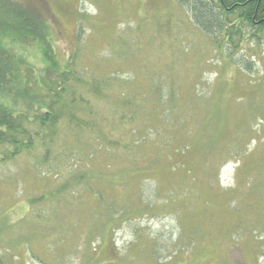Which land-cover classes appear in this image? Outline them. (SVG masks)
Listing matches in <instances>:
<instances>
[{
	"label": "rangeland",
	"instance_id": "374dc122",
	"mask_svg": "<svg viewBox=\"0 0 264 264\" xmlns=\"http://www.w3.org/2000/svg\"><path fill=\"white\" fill-rule=\"evenodd\" d=\"M44 2L39 7L58 59L76 51L77 67L113 79L105 101L92 102L100 130L125 137L120 126L127 124L115 120L122 90L140 100L132 105L138 109L134 123L141 127L138 138L145 135L148 142L127 160H117L126 164L113 163L110 170L121 171L117 184L133 183L107 187L106 199L125 192L126 202L135 206L142 180L150 200L168 202L150 217L117 221L106 232L101 224L110 223L108 216L97 217L94 228L87 226L94 202L80 193L73 204L74 230L68 215L58 217L60 200L53 205L58 219L38 222L32 213L45 207L29 204L30 195L49 191L60 175L85 162L93 170L107 165L95 145L92 159L81 149L74 156L68 152L62 141L72 132L62 123L53 149L63 155L49 158V169L33 165L32 154L42 156L39 148L0 167V264H150L158 257V264H264V37L243 46L249 70L233 61L242 53L225 56L174 0ZM30 50L26 56L42 67L40 52ZM152 90L165 103L154 100ZM132 106L127 103L123 112L131 113ZM143 109L151 119L140 117ZM197 122L200 138H195ZM189 140L194 143L188 153L167 160ZM116 203L114 209L126 207ZM99 228L86 242V230ZM58 232L63 242L56 241Z\"/></svg>",
	"mask_w": 264,
	"mask_h": 264
},
{
	"label": "trees",
	"instance_id": "16d2710c",
	"mask_svg": "<svg viewBox=\"0 0 264 264\" xmlns=\"http://www.w3.org/2000/svg\"><path fill=\"white\" fill-rule=\"evenodd\" d=\"M174 1L188 13L194 27L213 40L217 49L224 52L225 56H236L242 53L236 58L233 57V61L241 68L251 69V63L243 60L245 59L243 46L249 41L256 40L258 43V40L264 37V0ZM44 3V0L35 3L25 0H0V167L10 164L14 159L26 153L31 155V152L39 148L42 156L39 159L38 155L32 154L33 165L36 168L39 165L48 168L49 158L57 159L63 155L62 152L53 149L54 144L57 145L60 142L57 137L63 123V126L72 132L70 137L62 141L68 152L71 151L74 156V154H79L81 149L88 157L90 156L89 159H92L91 148L95 145L103 152L107 165L106 168L93 170L91 167L94 166L85 162L82 168H76L70 172L66 170V174L60 176L56 173L55 175L59 177L52 182L54 185L49 191L39 195L32 194L28 198L29 204L32 205L35 201L43 202L42 205L45 207L42 211L32 213L36 220L38 222L57 220L58 218L53 216L55 214L53 205L57 206L60 200L63 210L58 217L64 220L63 217L68 215L71 218L69 227L74 230L78 224L72 221L76 219L78 213L74 210L73 204L81 195L80 193L90 199V202H94L93 207L88 209L91 216L87 224L89 228H94L95 222H98L96 219L100 216L102 219L108 216L106 220L110 223L101 224L106 232H108V227L117 221L152 216L153 211L165 207L168 200H150L142 180L136 190L137 195L134 197L136 200L133 199L137 203L135 206L126 202L125 192L120 193L117 198L106 199L107 187L119 186L121 188L124 186V183L119 182V185L116 181V176L121 171L114 173L110 168L113 169L117 162L121 165L126 164L127 161L117 160H127L132 153L135 155L137 147L148 142L145 135L141 139L138 138L141 127L134 123L138 109L133 108L132 105L140 100L135 96V99L126 96L122 90L123 96L117 102L119 107L115 111V120L119 124H127L120 126L124 130L125 137L120 135L113 138L109 132L100 130L102 125L93 116L92 102L105 101L113 79L105 75H95L88 67H77L74 55L76 51H72L74 53L70 54L66 60L58 59L52 47L53 42L49 35L48 24L39 7ZM32 47L40 52L43 65L40 68H36L24 53L31 51ZM118 92L122 93L120 88ZM156 92H153L154 100L157 97L158 103L162 105L161 103H165L164 100L162 101L163 95L158 94V96ZM144 99L148 103V98ZM127 103L133 109L129 114L123 112ZM168 104L177 108L174 101ZM143 115H146L148 120L151 119L144 109L140 117ZM164 117L167 119V116L163 114ZM192 122L189 127L192 126ZM198 124L197 122L194 125L195 138L201 137L197 134ZM155 135L159 136L160 131ZM189 141L180 142L173 149L175 155H168L167 160L183 157L188 153L194 143V141ZM225 144H228L229 149L231 148L232 143ZM161 154L162 152L159 151L157 156ZM176 164L184 166L183 162L176 161ZM174 168L175 164L171 169L174 170ZM139 171L136 170L132 174L134 179H137L136 173ZM38 174L45 175L44 171H38ZM49 180L45 179V181ZM131 183L133 180L127 182L125 186ZM117 201L126 203V207L114 209L118 206ZM100 230V228L93 231L86 230L88 233L85 241L90 243L96 237L95 233ZM58 233L56 241L63 242L64 237L59 236L61 232ZM71 245H74L73 241ZM157 259L159 262V257ZM158 262L154 261L150 264H158Z\"/></svg>",
	"mask_w": 264,
	"mask_h": 264
}]
</instances>
